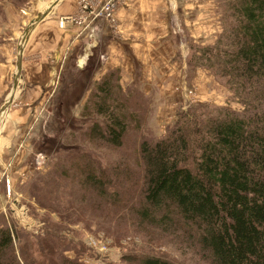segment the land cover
<instances>
[{
    "label": "trees",
    "instance_id": "1",
    "mask_svg": "<svg viewBox=\"0 0 264 264\" xmlns=\"http://www.w3.org/2000/svg\"><path fill=\"white\" fill-rule=\"evenodd\" d=\"M224 3L230 21L214 44H191L188 63L225 79L244 107L242 115L227 108L211 115L196 111L202 106H189L177 112L175 126L166 137L142 142V193L147 204L142 211L150 218L163 211L175 213L183 224L196 229L197 242L213 264H264V0ZM99 67V60L89 59L72 79L51 119L53 135L42 137L36 146V152L51 157L50 174L58 168L62 175L67 172L57 163L71 158L60 155L63 141L78 135L79 141L103 139L119 145L127 126L139 118L130 103L146 99L139 86L123 88L118 68L96 78ZM96 117L103 122H90ZM79 119L83 124L78 129ZM88 157L95 160L91 154ZM77 170V183L107 197L111 181L102 172L96 175L93 162L77 163ZM44 180L45 175L39 174L32 196L41 208L55 212L52 204L42 200ZM115 183L122 185L119 178ZM65 219H70L67 213ZM65 263L70 261L60 260ZM0 264L46 263L33 257L28 246L17 257L11 233L0 229ZM139 264L173 263L146 256Z\"/></svg>",
    "mask_w": 264,
    "mask_h": 264
},
{
    "label": "rangeland",
    "instance_id": "2",
    "mask_svg": "<svg viewBox=\"0 0 264 264\" xmlns=\"http://www.w3.org/2000/svg\"><path fill=\"white\" fill-rule=\"evenodd\" d=\"M109 1L78 0L74 14L84 13V10L98 12ZM181 1L183 3L180 8L174 6L173 12L167 11L166 14L169 18L174 15V22L177 24V33H170L168 37L171 38L175 48H178L181 43L184 45L181 53L179 49L178 51L175 49L172 56L174 60H181L179 63L182 66L184 64V71L180 72L174 81L176 83L174 88L168 87L172 93H169V89H165V102L158 98V92H155L157 95L154 93L145 95L143 88H140L149 102L146 99L139 100L140 103L130 102L138 113L132 108L129 111L132 110L134 116L139 118L136 119L137 122H130L127 126L119 145L103 139L92 143L79 141L78 138H81L77 135L73 140L63 141L64 146H61L59 150L64 151L60 155L68 154L73 158H60L57 161L58 165L67 172L62 175L58 168L50 174L51 157L44 152H36V146L42 143V137L53 135L51 119L59 101L54 104L53 97L51 98L49 94L47 99L43 96L38 98L34 106L36 112H33L32 119L23 130L25 131L24 139L27 140L33 137L32 134L36 129H39L34 140H28L33 145L29 159L31 170L26 175H22L20 181L14 185L10 196H6L3 180H0V229H7L11 233L13 252L17 257L22 256L23 248L28 246L33 257L42 259L46 264H60V260L64 258L68 259L70 264H139V259L146 256L158 257L173 264H213L209 253L204 251L197 242L196 229L183 224L175 213L167 214L163 211L150 218L146 217L142 211L147 204L142 193L145 184L144 165L139 153L141 143H153L166 137L168 130L175 126L177 112L189 106H202L196 111L212 112L211 115L216 114V109L219 108H227L231 112L242 115L244 108L239 98L225 84V79L206 67H196L188 63L193 53L189 49L190 45L214 44L230 21L226 13L225 0ZM115 2L117 10L113 14V19L101 18L100 20L108 25L115 36H122L124 32L121 30L117 16L120 0ZM85 6H88V9H85ZM170 6L168 2V7ZM2 7L0 4L1 17L3 16ZM22 25L21 36L27 24ZM77 26L87 27L86 25ZM190 30L195 37L188 36ZM102 53L104 54V51ZM165 54L169 55V49L163 55ZM76 55H71L70 45L63 48L58 64L55 65L57 76L67 63L74 61ZM31 56L30 61L43 59V57L36 58L35 54ZM44 57L50 59L49 66L56 59L50 57V54ZM93 58L102 61L98 53L90 56V59ZM42 64L45 63L42 62ZM197 71L200 73L198 81L190 84V79ZM80 72L71 74L70 81L63 92ZM166 73L168 70L163 69L160 77ZM168 78L159 79V83L166 87L170 84ZM174 79L173 77L172 83ZM189 90L192 92L188 93ZM84 100V98L81 100L78 108L82 106ZM3 102L0 99V106ZM52 104L54 106L51 113L46 117L45 123H42V120L37 118L43 113L47 115L48 113L45 112ZM93 121L101 123L103 119L96 117L90 122ZM82 124V120L79 119L77 128L79 129ZM85 127L86 125H83L82 128ZM75 141L78 143H74ZM89 154L93 155L95 160L90 159ZM41 155L42 157L36 161ZM84 161L93 162L96 175L102 172L108 176L111 182L106 189L107 197L82 187L74 179V175L78 173L77 163ZM39 174L45 175V180L47 179V182L42 185L44 192L42 200L52 204L55 212L41 208L39 201L32 196L33 183L37 181ZM116 178L120 179L122 185L115 183ZM66 213L70 219H65ZM61 215L64 216L61 217ZM90 236L105 243L106 249L100 251L90 247L87 243Z\"/></svg>",
    "mask_w": 264,
    "mask_h": 264
},
{
    "label": "crops",
    "instance_id": "3",
    "mask_svg": "<svg viewBox=\"0 0 264 264\" xmlns=\"http://www.w3.org/2000/svg\"><path fill=\"white\" fill-rule=\"evenodd\" d=\"M77 1L58 0L51 12L35 26L24 46L19 84L0 128V180H3L6 196H10L14 185L20 181L22 175H26L31 170L29 159L33 145L28 140L33 141L39 129H36L32 134L33 137L27 140L24 139L23 130L36 112L34 106L38 98L43 96L47 99L49 94L51 98L53 97L54 104L58 102L70 81L71 74L82 71L90 56L95 53L101 55L102 61L96 75L98 78L108 70L118 68L123 88L136 84L139 88H143L145 95L158 92V98L163 102L166 101L165 89H169V93H172L168 87L174 88L176 85L174 81L180 72L184 71V64L182 66L179 63L181 60H174L172 57L173 51L179 49L181 53L184 45L181 43L175 48L171 38L168 37L170 33H177V24L174 22V15L169 18L166 14L167 11L172 13L174 6L180 8L183 1L120 0L117 16L121 30L124 32L122 36H115L108 25L100 19L93 20L86 28L69 22L64 27H59L58 21L62 16L76 13ZM50 2L51 0H0L3 6V16H0V99L2 101L11 90L21 25L28 24ZM188 36L195 37V34L190 30ZM68 45L71 55H77L74 61L67 63L57 76L55 65L58 64L63 48ZM167 49L169 55H163ZM31 54H35L36 58L43 57L42 61H30ZM49 54L50 57L56 58L51 66H49L50 59L44 57ZM183 59L185 60V56ZM163 69H167L168 73L160 77ZM171 75L175 78L173 83ZM199 75L198 71L195 72L190 84H195ZM163 77H169L170 84L166 87L159 83V79ZM54 104L48 107L45 112L48 113L47 115L43 113L37 119L45 123Z\"/></svg>",
    "mask_w": 264,
    "mask_h": 264
},
{
    "label": "water",
    "instance_id": "4",
    "mask_svg": "<svg viewBox=\"0 0 264 264\" xmlns=\"http://www.w3.org/2000/svg\"><path fill=\"white\" fill-rule=\"evenodd\" d=\"M58 0H51L49 6L47 8H44L43 10H40L36 16H34L30 22L27 24L22 36L19 39V42L17 44V55H16V61H15V72L13 74V80H12V86L11 90L9 91L8 95L6 96L3 104L0 106V115L5 112L9 106L11 105L18 84H19V79L21 77V70H22V57H23V50L24 46L26 45L29 36L35 26L43 20L50 12L51 9L57 4Z\"/></svg>",
    "mask_w": 264,
    "mask_h": 264
},
{
    "label": "built area",
    "instance_id": "5",
    "mask_svg": "<svg viewBox=\"0 0 264 264\" xmlns=\"http://www.w3.org/2000/svg\"><path fill=\"white\" fill-rule=\"evenodd\" d=\"M85 9H88V6H85ZM116 10H117V3L115 2V0H110L98 12L84 10V13L62 16L59 19L58 23L60 27H64V25L67 22L73 23L76 25H86L87 27H89V23L96 19L106 18L107 20H109L110 18L112 20L113 14L116 12ZM191 92L192 90L188 91V93H191ZM41 157L42 155L39 158H37L36 161H38ZM87 243L90 247L94 249L96 248L100 251H103L106 249L105 243H101V241L95 239L92 236L88 237Z\"/></svg>",
    "mask_w": 264,
    "mask_h": 264
},
{
    "label": "bare ground",
    "instance_id": "6",
    "mask_svg": "<svg viewBox=\"0 0 264 264\" xmlns=\"http://www.w3.org/2000/svg\"><path fill=\"white\" fill-rule=\"evenodd\" d=\"M50 4V3H49ZM49 4L46 6V7H44V8H47L48 6H49ZM43 8V9H44ZM42 9V10H43ZM7 111V110H6ZM6 111L5 112H3L1 115H0V127H1V122H2V120H3V117L5 116V113H6Z\"/></svg>",
    "mask_w": 264,
    "mask_h": 264
}]
</instances>
